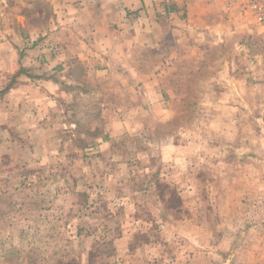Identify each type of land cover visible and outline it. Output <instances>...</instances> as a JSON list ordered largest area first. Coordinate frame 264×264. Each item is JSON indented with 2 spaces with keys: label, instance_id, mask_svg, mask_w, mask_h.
<instances>
[{
  "label": "rangeland",
  "instance_id": "1",
  "mask_svg": "<svg viewBox=\"0 0 264 264\" xmlns=\"http://www.w3.org/2000/svg\"><path fill=\"white\" fill-rule=\"evenodd\" d=\"M57 4L0 0V264H264V31L166 69L150 109L62 63Z\"/></svg>",
  "mask_w": 264,
  "mask_h": 264
},
{
  "label": "crops",
  "instance_id": "2",
  "mask_svg": "<svg viewBox=\"0 0 264 264\" xmlns=\"http://www.w3.org/2000/svg\"><path fill=\"white\" fill-rule=\"evenodd\" d=\"M59 1L49 34H62V63L71 64L75 51L78 62L89 66L84 72L141 83V102L136 105L150 109L166 69L172 74L177 69L178 78L183 63L194 61L190 57H206L210 49L264 31L254 13L242 6L243 0ZM128 89L125 93L131 95ZM130 105L136 106L133 101Z\"/></svg>",
  "mask_w": 264,
  "mask_h": 264
},
{
  "label": "built area",
  "instance_id": "3",
  "mask_svg": "<svg viewBox=\"0 0 264 264\" xmlns=\"http://www.w3.org/2000/svg\"><path fill=\"white\" fill-rule=\"evenodd\" d=\"M249 8L255 13L256 18L264 23V0H245Z\"/></svg>",
  "mask_w": 264,
  "mask_h": 264
}]
</instances>
